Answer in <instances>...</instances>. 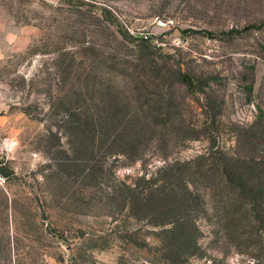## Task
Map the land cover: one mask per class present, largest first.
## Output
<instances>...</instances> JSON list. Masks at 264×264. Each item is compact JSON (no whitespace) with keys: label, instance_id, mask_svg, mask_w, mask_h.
<instances>
[{"label":"rangeland","instance_id":"rangeland-1","mask_svg":"<svg viewBox=\"0 0 264 264\" xmlns=\"http://www.w3.org/2000/svg\"><path fill=\"white\" fill-rule=\"evenodd\" d=\"M263 47L264 0H0V264H172L125 185L220 150L264 155ZM96 125L140 128L142 145ZM214 206L194 213L189 264H264L262 225Z\"/></svg>","mask_w":264,"mask_h":264},{"label":"trees","instance_id":"trees-1","mask_svg":"<svg viewBox=\"0 0 264 264\" xmlns=\"http://www.w3.org/2000/svg\"><path fill=\"white\" fill-rule=\"evenodd\" d=\"M207 33L211 37L215 36L211 31ZM141 43L148 42L142 38ZM177 80L194 93L199 88L201 91L199 79L189 71L179 69ZM245 89L251 94L254 85L247 84ZM75 120L77 126L84 129V118L80 113ZM258 120L264 122V109L261 106ZM140 131V128H127L121 133L115 126L96 125L94 137L110 139L112 144L125 138L126 147L138 149L142 145L139 140ZM196 137L199 136L193 138ZM214 147L215 142L211 145V148ZM218 152L219 155L213 157L214 167L197 161L198 158H204L203 155L183 161L165 162L152 175L144 172L140 176V184L125 185L129 207L159 227L162 250L172 257L168 259L172 260V264H189L190 258L198 250L202 251L196 236L200 228L194 213L206 207V204L216 203L214 208L221 211L225 224L243 227L259 224L264 230V155L241 157L227 151ZM215 170L219 172V177L214 173ZM203 179L211 182L202 186Z\"/></svg>","mask_w":264,"mask_h":264}]
</instances>
